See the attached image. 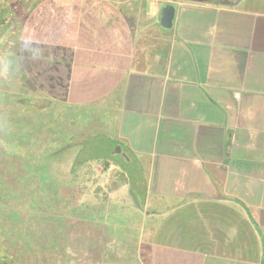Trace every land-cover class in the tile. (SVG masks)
Returning a JSON list of instances; mask_svg holds the SVG:
<instances>
[{
    "label": "crops",
    "instance_id": "0c3cea01",
    "mask_svg": "<svg viewBox=\"0 0 264 264\" xmlns=\"http://www.w3.org/2000/svg\"><path fill=\"white\" fill-rule=\"evenodd\" d=\"M6 89L95 119L107 212L155 221L74 264H264V0H0Z\"/></svg>",
    "mask_w": 264,
    "mask_h": 264
},
{
    "label": "rangeland",
    "instance_id": "374dc122",
    "mask_svg": "<svg viewBox=\"0 0 264 264\" xmlns=\"http://www.w3.org/2000/svg\"><path fill=\"white\" fill-rule=\"evenodd\" d=\"M20 98L0 92V264H74L84 251L91 257L85 260L96 261L104 238L123 242L127 257L128 241L130 250L137 246L130 231L140 234L155 221L125 204L107 212L116 172L105 167V155L118 146L102 138L95 119L89 126L70 110L40 101L25 108ZM56 152L59 159H47Z\"/></svg>",
    "mask_w": 264,
    "mask_h": 264
},
{
    "label": "water",
    "instance_id": "95a60500",
    "mask_svg": "<svg viewBox=\"0 0 264 264\" xmlns=\"http://www.w3.org/2000/svg\"><path fill=\"white\" fill-rule=\"evenodd\" d=\"M174 18H175V7L173 5H166L161 13V21L160 24L162 26V28L164 29H170L173 26V22H174ZM121 151V148L118 147L116 149V153H119Z\"/></svg>",
    "mask_w": 264,
    "mask_h": 264
},
{
    "label": "trees",
    "instance_id": "16d2710c",
    "mask_svg": "<svg viewBox=\"0 0 264 264\" xmlns=\"http://www.w3.org/2000/svg\"><path fill=\"white\" fill-rule=\"evenodd\" d=\"M25 123V122H24ZM13 143H14V140L12 141ZM11 146V145H10ZM58 155H60V153L59 152H56V153H53L52 155H50V156H48L47 157V159H52V158H54L53 160H51V161H55V160H57V159H59V157H58ZM119 155H114V154H107V155H105V158L108 160L107 162H106V165H105V167L108 169L109 167H110V165H111V159H115L116 157H118ZM49 161V160H48ZM80 165V164H79ZM135 195V194H134ZM136 196V195H135Z\"/></svg>",
    "mask_w": 264,
    "mask_h": 264
}]
</instances>
